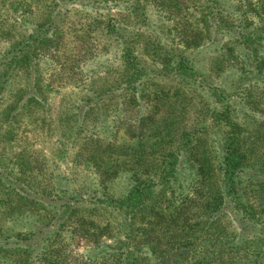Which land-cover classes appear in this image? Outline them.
Here are the masks:
<instances>
[{
	"label": "rangeland",
	"instance_id": "obj_1",
	"mask_svg": "<svg viewBox=\"0 0 264 264\" xmlns=\"http://www.w3.org/2000/svg\"><path fill=\"white\" fill-rule=\"evenodd\" d=\"M159 1L163 3L166 0L147 1L148 22L142 27L137 42L138 54L146 72L140 88L144 93V90L162 87L171 93L172 98L161 115L171 124L167 129H152L147 136L130 139L120 127L125 123H135L140 112L138 105L130 103L124 120L117 117L118 98L96 99L99 90L108 89L117 79L125 78V60L121 56L119 39L103 33L101 22L94 20L96 13L92 11V6L83 3L86 0L82 3L0 0V205L6 201L9 204L17 203L15 211H20L22 201L28 206L29 202L21 199L13 190L14 186L19 185L26 194H38L34 197L40 200H47L46 195L50 193H60L61 197H52L54 200L60 199V202L72 203L70 195L80 199L70 212H74L73 217L77 219L87 215L95 220L94 224L90 225L88 219L82 218L61 231L53 229L52 239L46 242L50 251H59L61 257L66 259L65 264H90L95 261L99 249L95 247L94 239L109 245L125 239L121 226L123 215L113 208L111 202L123 199L133 185L132 171L126 170V167H132L133 171H155L168 151L180 144L185 131L201 136L197 147L189 149L184 160L191 161L195 155L192 156L193 150L198 156L207 154L216 166V143L221 135L216 127L212 126L208 131L200 128L208 123L209 108L215 104L213 97L199 88L200 85L183 86L177 80L165 78L161 72L162 61L153 50L172 45L183 47L176 29V22H179L182 14L174 12L177 9L175 6L167 11L160 10ZM186 1L190 5L195 0ZM221 2L223 8L232 10L238 17V0ZM103 5L106 7L104 11L113 20L117 19L123 24L134 23L124 3L108 1ZM54 11H64V14L53 31L52 40L40 45L37 42L31 47L24 46V42L32 41L36 34L39 41L44 35L39 28L46 27ZM229 38L226 34L208 32L199 46L189 52V57L200 71L199 81L204 80V85L211 81L227 87L232 93L233 105L242 115L245 110H251L246 102L248 91L255 94L258 91L254 86L249 90L248 87L254 85L258 78L250 73H244L242 77L243 72L237 66L224 60ZM176 89L181 92L173 96ZM90 101L97 104L86 108ZM117 126L119 129L116 130ZM110 141L115 144L113 158L116 161L112 163L120 172L107 182L109 188L106 194L98 171L87 156L88 152H80L79 149L85 142L90 143L88 146H95L98 142L105 145ZM124 158L130 160L129 166L122 165ZM180 163L179 178L165 189L168 195L169 190H176L177 199L173 194L175 204L184 201L185 196L191 198L195 194L190 191L194 185L192 181L196 167H192L193 162ZM252 166L249 164L246 167L244 179L251 175ZM202 189L206 192L208 187L203 186ZM194 199L191 198L184 206L180 216L181 226L186 217L195 218L201 208V200ZM218 214L226 233L223 239L230 240L227 245L239 243L250 246L249 250L256 248V251L264 245V229L261 228L264 225L253 222L246 224L229 208H221ZM106 220L112 224L111 237L104 235V229L98 230ZM4 223L5 227H11L7 221ZM28 226L31 229V224ZM85 231L91 232L86 234ZM240 247L237 248L238 254L242 252ZM227 250L228 246L224 252H218V257L227 259L232 255ZM221 262L219 260L217 264Z\"/></svg>",
	"mask_w": 264,
	"mask_h": 264
},
{
	"label": "trees",
	"instance_id": "obj_2",
	"mask_svg": "<svg viewBox=\"0 0 264 264\" xmlns=\"http://www.w3.org/2000/svg\"><path fill=\"white\" fill-rule=\"evenodd\" d=\"M63 1L82 3L83 0ZM108 1L124 3L134 23L123 24L117 19L113 20L111 15L104 11L106 7L103 3ZM147 1L83 2L92 6V11L96 13L94 20L101 22L103 33L113 35L121 43L125 78L117 79L109 90H99L96 99L118 98L117 117L124 120L130 103L138 105L140 112L135 123H125L120 127L130 139L147 136L152 129H167L171 124L165 117H161L166 103L172 98L171 93L162 87L144 90V93L140 88L146 72L138 54L137 42L142 27L148 22ZM205 1L195 0L190 5L186 0H166L163 3L159 1L160 10L167 11L171 6H175L177 9L174 12L182 14L179 22H176V29L183 47L172 45L153 50L162 61L161 72L165 78L177 80L183 86L200 85L199 88L213 97L215 104L209 108L208 123L200 128L207 130L213 126L221 135L216 143V166L207 154L198 156L193 150L192 156L195 155L191 161L184 160L187 151L197 147L201 136L185 131L182 133L180 144L168 151L155 171H133L132 167H126V170L132 171L133 185L123 199L111 202L114 204L113 208L123 215L121 226L125 239L118 240L115 245L94 239L93 243L99 250L97 261L90 264H217L219 260L222 261L221 264H264V245L259 246L258 251L256 248L249 250L250 246L239 243L227 245L230 240L223 239L226 233L220 220L221 215L218 214L221 208H229L232 214H236V217L246 224L253 222L264 225V0H238V17L232 10L223 8L221 0ZM63 14L64 11H54L47 20L46 27L39 28L40 32H44L39 41L36 34L32 41H25L24 46L31 47L37 42L40 45L46 40L51 41L53 31ZM208 32L214 35H228L230 38L224 60L237 66L243 72L242 77L244 73H250L258 78L254 85L248 87L249 90L254 86L258 91L256 94L254 91H248L246 102L251 110H245L242 115L233 105L230 90L211 81L204 85V80L199 81V69L190 60L189 52L199 46ZM178 92H181L180 89L174 90L173 96ZM95 104L97 103L90 101L86 108H92ZM113 141L105 145L98 142L95 146H88L90 143L85 142L79 149L80 152H88L87 156L96 167L106 194L109 188L107 182L120 172L112 163L116 161L113 158ZM183 160L193 162L192 167H196L192 181L194 185L190 192H195L191 198L201 200V208L195 218L186 217L184 225L181 226V213L191 198L188 194L185 200L182 199L184 201L175 204L176 190H169L168 195L165 189L179 178V166L180 162L184 163ZM121 163L123 166H129L130 160L124 158ZM137 163L140 165L139 161ZM249 164H253L254 169L251 175L244 179L243 174ZM178 182L180 185L181 182ZM203 186L208 187L206 192H203ZM14 187V192L29 203L27 206L22 201L20 211H15L17 203L9 204L6 201L4 205H0V264H65L66 259L61 257L59 251H50L49 244H46L53 237V229L61 231L68 224L75 225L76 221L82 218L88 219L90 225L94 224L95 220L87 215L81 219L73 217L75 213L70 210H74L75 204L79 203L80 199L77 197L70 195L69 199L73 200V204L70 201L60 202V199H52L53 196L61 197L60 193H50L46 195L47 200H40L34 197L38 194H26L20 185ZM161 193L164 194L156 198ZM4 221L10 223L11 227H5ZM28 224H31V229ZM261 228L264 229V226ZM100 229L105 230L104 235L111 237V221L106 220L98 227V230ZM85 232L89 234L91 231ZM227 246L228 253L232 255L221 259L218 254L224 252ZM239 246L242 249L241 254H238ZM201 254L206 255L200 256Z\"/></svg>",
	"mask_w": 264,
	"mask_h": 264
}]
</instances>
